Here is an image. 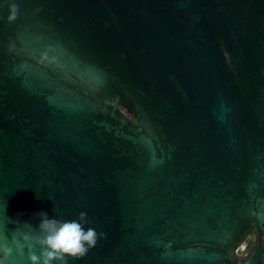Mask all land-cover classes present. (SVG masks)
Wrapping results in <instances>:
<instances>
[{
  "label": "water",
  "instance_id": "1",
  "mask_svg": "<svg viewBox=\"0 0 264 264\" xmlns=\"http://www.w3.org/2000/svg\"><path fill=\"white\" fill-rule=\"evenodd\" d=\"M40 212L105 234L68 264H264V0H0V241Z\"/></svg>",
  "mask_w": 264,
  "mask_h": 264
},
{
  "label": "clouds",
  "instance_id": "2",
  "mask_svg": "<svg viewBox=\"0 0 264 264\" xmlns=\"http://www.w3.org/2000/svg\"><path fill=\"white\" fill-rule=\"evenodd\" d=\"M12 7L15 10L16 5ZM9 19H15V15ZM35 215L40 218L38 228L33 229L25 222L28 230H16L11 240L5 237L0 241V253L5 261L15 252L23 264H68L69 259L83 258L105 235L92 227L85 228L89 223L85 212L79 213L78 219L67 221L49 218L45 212Z\"/></svg>",
  "mask_w": 264,
  "mask_h": 264
},
{
  "label": "trees",
  "instance_id": "3",
  "mask_svg": "<svg viewBox=\"0 0 264 264\" xmlns=\"http://www.w3.org/2000/svg\"><path fill=\"white\" fill-rule=\"evenodd\" d=\"M254 244V233L250 232L247 236H245L241 242L239 243L236 254L238 256H245L249 253L251 247Z\"/></svg>",
  "mask_w": 264,
  "mask_h": 264
}]
</instances>
